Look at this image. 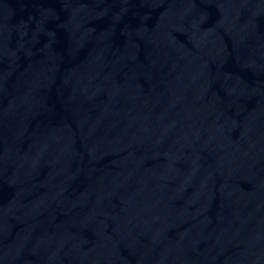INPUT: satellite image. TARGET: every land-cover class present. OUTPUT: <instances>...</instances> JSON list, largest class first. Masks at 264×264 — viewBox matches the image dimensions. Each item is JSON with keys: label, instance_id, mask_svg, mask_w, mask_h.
<instances>
[{"label": "water", "instance_id": "95a60500", "mask_svg": "<svg viewBox=\"0 0 264 264\" xmlns=\"http://www.w3.org/2000/svg\"><path fill=\"white\" fill-rule=\"evenodd\" d=\"M0 264H264V0H0Z\"/></svg>", "mask_w": 264, "mask_h": 264}]
</instances>
